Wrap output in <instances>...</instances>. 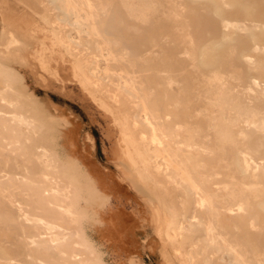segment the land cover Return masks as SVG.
<instances>
[{"label":"rangeland","instance_id":"1","mask_svg":"<svg viewBox=\"0 0 264 264\" xmlns=\"http://www.w3.org/2000/svg\"><path fill=\"white\" fill-rule=\"evenodd\" d=\"M70 2L0 0V264L45 163L66 264H264V0Z\"/></svg>","mask_w":264,"mask_h":264},{"label":"bare ground","instance_id":"2","mask_svg":"<svg viewBox=\"0 0 264 264\" xmlns=\"http://www.w3.org/2000/svg\"><path fill=\"white\" fill-rule=\"evenodd\" d=\"M71 0H69L70 2ZM75 1V0H74ZM68 2V0H67ZM71 3V2H70ZM69 5H72L70 4ZM73 3V0H72ZM76 3H74L75 5ZM68 6V5H67ZM71 7V6H70ZM69 7V8H70ZM67 7H65L66 9ZM64 9V10H65ZM66 12L68 11L67 9L65 10ZM192 23V22H191ZM224 70V69H223ZM10 72V69L5 68L2 64H0V77L4 78L7 77L8 74ZM233 72V71H232ZM263 72V71H262ZM260 73V72H259ZM263 74V73H262ZM225 77V76H224ZM227 77V76H226ZM235 77V76H233ZM229 78V77H228ZM236 79V77H235ZM229 84V82H228ZM244 84H242L243 86ZM245 87V86H244ZM248 88V87H247ZM251 88V87H250ZM249 90V89H248ZM246 95V94H245ZM246 98V97H245ZM56 132V131H55ZM2 138H7L8 140L12 141L14 140V132L11 128H6L3 125H0V139ZM59 139V138H58ZM57 141V140H56ZM60 150V147H59ZM63 151V150H62ZM64 155V154H63ZM67 157L64 160V173L65 176L67 177V179L69 180V182L71 183V185L74 187L75 189V193H74V197L76 199H79V196L82 193L83 189V183L82 180L80 178V175L78 173V171L76 170V168L73 165L72 160L69 158V155H66ZM81 166V165H80ZM50 167L48 165V163H45L44 167L41 170V174L36 178V180L34 182H30L27 181L26 182V189L31 193L32 196H36L37 200L36 203L39 206V208L45 212L46 216L43 218V220L41 221L43 227H44V231L39 232L37 229V236H41L42 238H44L47 241H50L52 243H55L59 249V264H66L65 262V258H64V254L62 249L59 247L58 243L59 240V227H60V223H61V218H60V214L57 211V209L53 206H51L49 204V201H52V203L59 205L61 203V201H59L56 196L59 192V190H55L52 191V187L51 185L53 184L51 181V171H50ZM52 191V192H50ZM205 196V195H204ZM207 197V196H206ZM205 198V197H204ZM199 199V197H198ZM201 199V198H200ZM198 202V200H197ZM203 202V201H202ZM201 202V203H202ZM200 201L197 203L199 204ZM200 208V206H199ZM22 214V213H21ZM25 214V213H23ZM22 216V215H21ZM26 216V215H25ZM25 216L24 217L25 219ZM29 218V217H28ZM26 218V219H28ZM33 218V217H32ZM31 220V217L29 218ZM28 219V220H29ZM35 219V218H34ZM39 220V219H38ZM41 220V219H40ZM60 222V223H59ZM207 223V221H205ZM40 223V222H39ZM209 223V222H208ZM66 224V223H65ZM210 225V224H209ZM62 226V225H61ZM207 226V224H206ZM61 228V227H60ZM208 228H210V226H208ZM207 228V229H208ZM208 233V232H207ZM59 240V241H58ZM31 241H34L33 239H31ZM3 250V249H2ZM65 252V251H64ZM4 255V253L2 254ZM91 255V254H90ZM1 256V255H0ZM6 256V255H5ZM66 256V254H65ZM3 257V256H2ZM30 257H31V261L32 264H53V261L48 260L47 262L42 261L40 258H37L33 253H30ZM5 260L7 257H3ZM2 258V259H3ZM1 260V259H0ZM4 261V260H3ZM7 261V260H6Z\"/></svg>","mask_w":264,"mask_h":264}]
</instances>
